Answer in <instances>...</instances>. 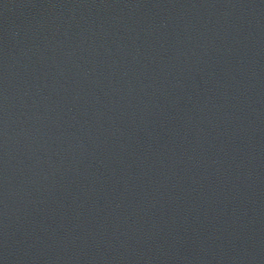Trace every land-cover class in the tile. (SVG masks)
<instances>
[{
  "label": "water",
  "instance_id": "water-1",
  "mask_svg": "<svg viewBox=\"0 0 264 264\" xmlns=\"http://www.w3.org/2000/svg\"><path fill=\"white\" fill-rule=\"evenodd\" d=\"M0 264H264V0H0Z\"/></svg>",
  "mask_w": 264,
  "mask_h": 264
}]
</instances>
